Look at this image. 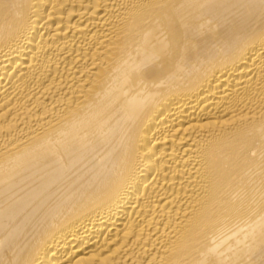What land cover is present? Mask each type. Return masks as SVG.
<instances>
[{"label":"bare ground","instance_id":"1","mask_svg":"<svg viewBox=\"0 0 264 264\" xmlns=\"http://www.w3.org/2000/svg\"><path fill=\"white\" fill-rule=\"evenodd\" d=\"M0 264H264V0H0Z\"/></svg>","mask_w":264,"mask_h":264}]
</instances>
